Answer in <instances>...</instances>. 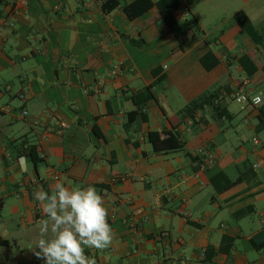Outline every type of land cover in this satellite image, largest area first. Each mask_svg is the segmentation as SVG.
Instances as JSON below:
<instances>
[{"label": "crops", "instance_id": "crops-1", "mask_svg": "<svg viewBox=\"0 0 264 264\" xmlns=\"http://www.w3.org/2000/svg\"><path fill=\"white\" fill-rule=\"evenodd\" d=\"M119 1L105 13L102 0H0V264H44L30 249L46 219L34 192H51L57 181L104 198L113 240L85 249L96 264H264V247L253 243L264 236L239 222L264 198V102L240 112L227 101L239 91L264 96V43L234 20L243 11L264 32V5L179 0L190 14H173L192 30L180 43L160 17L167 9L131 19L122 6L135 0ZM210 51L218 63L207 69L201 59ZM244 54L258 67L251 75L239 62ZM159 77L155 98L140 103L138 92ZM175 91L180 108L170 104ZM206 92L215 96L205 107L180 115ZM235 129L240 138L230 145L226 133ZM163 130L183 146L155 150L149 132ZM219 172L234 182L221 191L212 181ZM250 205L252 214L235 217ZM226 214L238 223L215 228ZM224 235L234 237L229 252L219 251Z\"/></svg>", "mask_w": 264, "mask_h": 264}, {"label": "clouds", "instance_id": "clouds-1", "mask_svg": "<svg viewBox=\"0 0 264 264\" xmlns=\"http://www.w3.org/2000/svg\"><path fill=\"white\" fill-rule=\"evenodd\" d=\"M34 196L46 219L37 225L33 255L44 264H96L85 249L103 250L113 240L103 196L92 186L69 187L62 181Z\"/></svg>", "mask_w": 264, "mask_h": 264}, {"label": "trees", "instance_id": "trees-1", "mask_svg": "<svg viewBox=\"0 0 264 264\" xmlns=\"http://www.w3.org/2000/svg\"><path fill=\"white\" fill-rule=\"evenodd\" d=\"M121 5L119 0H102V8L105 11V13H109L113 11L115 8L119 7ZM180 1L179 0H158L156 2L152 0H135L132 3L126 4L123 7L126 14L129 16V18L134 19L149 9L156 7L159 11H165L168 10L165 14H161L160 17H162L169 28L174 32V34L177 36V38L180 40V43L183 42L184 35L190 33L192 30L189 28L187 31L184 30L179 22L177 21L176 17L174 16L173 12L180 8ZM234 20L240 24V26L255 40L257 43H264V32H261L258 30L252 23L251 19L246 15L245 12L239 11L234 15ZM129 37V36H127ZM130 42L136 46L141 45L142 41L137 40L135 38H128ZM212 58V59H211ZM214 58V59H213ZM209 60L210 61L209 63ZM202 63L207 67V69H212L217 63L218 59L215 58L214 53L212 51L208 52L204 57L201 59ZM239 62L245 69L247 75H251L255 73L258 70V67L256 64L251 60L250 56L248 54H244L240 57ZM162 67L155 68L153 71V74L155 77L159 76L160 71L162 70ZM161 79V77L157 78L153 83L145 86L142 88L138 94L139 98L141 99L140 103L147 102L151 99H154L155 96L153 94V87L154 85ZM215 96V93L213 92H206L201 95H199L197 98H195L193 101H191L187 106L183 109L181 112L182 116H190L193 115V113L196 112V110L201 109L205 107V105L213 99ZM137 112V111H134ZM149 140L153 144V147L155 150H166V149H173V148H180L183 146L184 142L179 140L178 136L173 130H163V131H151L149 132ZM26 150H29V153L31 155L32 160L36 164L39 162L40 158L38 156L36 147L31 144H27ZM254 174V173H253ZM255 175V174H254ZM243 176L239 177V180L242 179ZM221 179H226V184L224 186L218 185L216 182H220ZM212 181L215 184L216 190L221 191L225 188L230 187L234 182H231L230 179L227 177L225 172H219L217 173L213 178ZM255 211V208L253 205L247 206L246 208H243L235 213V217L240 218L245 215H250ZM234 242V237H231L229 235H224L222 238V242L219 248V251L222 252H229L230 247L232 246ZM254 246L256 248H263L264 247V241L257 243L253 242ZM207 260H210L214 254V250H207L205 251Z\"/></svg>", "mask_w": 264, "mask_h": 264}, {"label": "rangeland", "instance_id": "rangeland-1", "mask_svg": "<svg viewBox=\"0 0 264 264\" xmlns=\"http://www.w3.org/2000/svg\"><path fill=\"white\" fill-rule=\"evenodd\" d=\"M257 2L259 3V5H261V4L264 5V0H258ZM179 21L183 27H186L187 25H189L192 22V17L180 19ZM164 65H166V64H164ZM159 87H160V90L162 92L161 97L163 99H165V94H166V92H164L165 87L163 85H160ZM171 97L175 99L173 101V103H170L172 107L177 106L178 108H180L182 105H184L183 103H185V100H181L182 97L179 94V92L175 91L174 95ZM227 101L229 102V104H233L238 111L241 110L240 108H242V106H245L244 104L238 102L235 99V97H232V98L229 97V98H227ZM241 120H242L241 116L236 117L234 120L235 124H237V122H238V125H240L242 123ZM228 123H230V122L228 121ZM226 135H227L226 141L230 145H232L233 143L237 144L236 143L237 139L240 138V137H238L237 129H235V132L231 131L230 133H226ZM262 137L264 139V136H262ZM256 139H258L260 141L259 145H261L260 137L254 138V140H256ZM259 145H257V146H259ZM255 205L257 207L256 212L254 214H252L251 216H247V217L241 219L239 222L243 226V229L245 230V232L258 231V232H261L260 235H262V237H263L264 236V198L263 199L259 198V200H255ZM221 220H223L224 222L230 223L232 226H234L235 223H238L237 220L230 217L229 214H226L223 218L221 217V218H218L217 220H215L213 222V226L216 228L217 225L221 222ZM253 253L257 254L256 251H253Z\"/></svg>", "mask_w": 264, "mask_h": 264}, {"label": "built area", "instance_id": "built-area-1", "mask_svg": "<svg viewBox=\"0 0 264 264\" xmlns=\"http://www.w3.org/2000/svg\"><path fill=\"white\" fill-rule=\"evenodd\" d=\"M181 9H182V12L184 13L185 16L189 15L190 14V9L189 7L186 5V4H183L182 6L180 5ZM115 69H119V66H117V68L115 67ZM116 72V70H115ZM19 97L24 101V100H27V96L24 94V93H20L19 94ZM235 99L244 104V105H253V106H258L260 104H262L264 102V96L263 94H256V95H250L248 93H245L244 91H239L237 93H235ZM23 114L25 116L28 115V110L27 109H23L22 110ZM64 126H67L66 124H63ZM254 143L256 145H259L260 144V141L258 139L254 140ZM141 213H143V210L141 208H137L135 210V215L138 216L140 215ZM86 255H88L86 253ZM89 256V255H88ZM11 264H20L19 262H11Z\"/></svg>", "mask_w": 264, "mask_h": 264}]
</instances>
